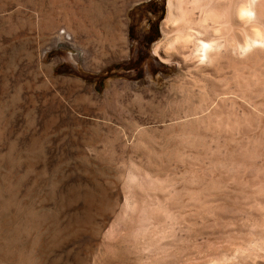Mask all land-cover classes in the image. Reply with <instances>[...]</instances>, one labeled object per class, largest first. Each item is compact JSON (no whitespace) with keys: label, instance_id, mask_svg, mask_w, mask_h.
Here are the masks:
<instances>
[{"label":"rangeland","instance_id":"1","mask_svg":"<svg viewBox=\"0 0 264 264\" xmlns=\"http://www.w3.org/2000/svg\"><path fill=\"white\" fill-rule=\"evenodd\" d=\"M166 3L0 0V246L31 264H235L217 251L241 230L264 264L259 187L233 182L264 159V37L244 49L237 26L220 73L164 61Z\"/></svg>","mask_w":264,"mask_h":264},{"label":"bare ground","instance_id":"2","mask_svg":"<svg viewBox=\"0 0 264 264\" xmlns=\"http://www.w3.org/2000/svg\"><path fill=\"white\" fill-rule=\"evenodd\" d=\"M166 10H167V15L165 22L166 24H169V29L164 30L163 34L165 39L172 37V41L170 42L171 44L170 51H168L167 53H165V55H163L162 60L164 61H169L170 59H172L174 56L172 54L173 52L181 56L180 59H184L185 61L197 60L198 65L206 64L220 73L222 71L221 60L224 56L222 54L223 50H226L228 57L227 61H229V65H228L229 68H235L230 62V58H231L230 55L231 53H233L234 50L239 49L237 43V33H236L237 26H241L240 28H243L245 30L244 33L246 35L245 36L246 43L244 49L245 48L248 49L251 43L257 42L258 41L257 37H264V8L260 6V4L256 0H167ZM248 32H250L254 36L253 38H255L254 40H252V42L248 37ZM200 83L201 82H199V84ZM190 115L193 116L192 112L190 113ZM257 157H259V159L254 160L251 163H243V162L238 163L240 168H242V171L238 172L236 176H234L233 182L241 183L242 185H246V186L251 185L252 187L255 186L259 187V189L256 190L251 189L249 191L250 195L252 197H255L256 199H261L264 201V159L261 158L260 156ZM252 170H255V172H253ZM222 177L220 179L219 184H220V189L224 190V188L228 186L227 183L229 181L225 179L226 177L225 178ZM175 206L177 207L179 205H175ZM260 221H261L260 225H264V213L262 214V219ZM259 232L258 235L261 236L262 239H264V230L262 232L261 231ZM237 233H238L237 239L239 238L240 241L237 240L238 243L236 244L237 249L234 250L235 252L232 254L230 252L231 251L233 252V250L227 249L226 251H223L222 254L221 253L219 254L217 251V255H222L221 258L224 259V257H226L225 259L227 258L228 260L232 259V261L233 258L235 257V259H237L236 260L237 262L235 261L236 262L235 264H239V263L244 264L245 262L247 264H253V261L251 263L252 256L255 254V253L253 254L254 250L252 249L254 246L251 248L252 246L251 243L253 242L252 240L253 238L252 239L249 238L252 237L251 236L252 234L249 237H247V235L245 236L244 233H243L244 235L242 234L241 230H237ZM257 238L261 239L258 236ZM251 240L252 242H250ZM261 240H259V242H263ZM237 252L240 253L237 254L238 257L235 254ZM228 254L229 255L232 254V255L229 256ZM13 258L17 259L16 261L17 264H31L27 262V260H25V257L23 256L22 252L18 251V249H14V247L11 249L9 247L0 246V264H12ZM253 259L255 258L253 257ZM170 260L172 261V259ZM231 263H227V264H231ZM224 264H226V262Z\"/></svg>","mask_w":264,"mask_h":264},{"label":"trees","instance_id":"3","mask_svg":"<svg viewBox=\"0 0 264 264\" xmlns=\"http://www.w3.org/2000/svg\"><path fill=\"white\" fill-rule=\"evenodd\" d=\"M131 36V35H130ZM156 39V38H155ZM155 39H152V41L151 42H153V41H155ZM110 72H111V69H108L106 72H105V74H106V76L108 75V74H110ZM103 75H100V77H102Z\"/></svg>","mask_w":264,"mask_h":264}]
</instances>
